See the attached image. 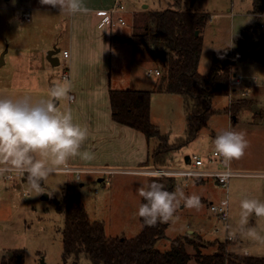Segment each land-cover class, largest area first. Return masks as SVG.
Listing matches in <instances>:
<instances>
[{"label": "rangeland", "instance_id": "374dc122", "mask_svg": "<svg viewBox=\"0 0 264 264\" xmlns=\"http://www.w3.org/2000/svg\"><path fill=\"white\" fill-rule=\"evenodd\" d=\"M118 1L124 9L114 13L112 17V35L115 38L111 43V50L109 44L106 43L105 48L100 44L95 62L85 66L80 63L71 65L69 80L72 89L69 93L74 95V101L69 103L68 99L56 100L58 108L65 105L71 108L75 123L79 117L82 122L77 124L81 126H85L86 120L88 121L86 126L89 136L83 149L91 150L102 158H125L128 155L126 148H123L126 144L118 139L119 144H107L106 138L98 144L100 136L96 134V123L90 117L102 114L104 108H108L107 89L151 91V123L171 144L176 143L174 146L179 145L176 139H184L187 128L182 97L155 91L162 74L155 52L126 41L137 32L136 27L141 24L147 12L167 9L173 6L174 0ZM44 6L46 8L38 6L36 0H17V4L11 7L5 0H0V56L3 55L4 62L0 65V96L16 99L30 95L34 100L48 98L50 88L63 82L61 74L64 64H70V59H60L58 66L48 67L47 70H44V66L47 61L46 48L52 42V47L60 50L59 58L63 49H69V18L56 8ZM21 7L31 9L29 23L21 22V11H18ZM179 8L184 9L183 11L193 10L207 17L200 32L203 42L198 64L200 75L207 76L210 73L215 53L225 49L230 52L239 49L234 39L241 38L243 54H250L246 59L238 57L234 61H231L234 57H230V64H234L231 68V82L240 77L242 84L238 87L231 84L234 91L213 98V113L206 128L193 141L173 151L168 163L162 167L184 170L189 167L184 162V156L211 152L214 149L211 141L218 132H246L249 147L245 155L239 160L231 161V169L242 175L232 177L227 185L228 200L230 198L227 223L235 225L239 218V200L242 196L264 200V27H261L264 24V12L252 14L251 0H181ZM119 17L125 20V25L117 23ZM33 69L36 72L32 73ZM155 69L160 71L159 76L148 74ZM81 75L84 77L78 79ZM229 100L230 103L244 100L246 106L232 115L229 112ZM145 142L141 150L144 149L149 161L135 168L120 169L153 170L150 154L156 142ZM99 178L103 180L99 181ZM156 178L158 179L157 176L148 174L117 172L104 175L83 173L81 179L76 180L74 174L56 172L42 182L43 192L39 194L28 188L23 176L17 175L13 180L0 179V260L7 261L9 253L22 249L24 264H40V258L46 264H63L61 255L64 220L55 211L54 200L61 199L66 192L79 195L90 221L100 222L106 235L134 237L141 228L136 215L142 199L138 189ZM182 179H175V191L179 186L186 195L195 193L200 196L203 208L197 211L181 204L176 212L179 220L167 223L165 239L156 244L157 248L162 249L165 245L167 249L173 238L189 235L194 239L199 237L196 242L203 254L215 253L220 243L223 244L222 251L228 259L231 254L238 255L237 252H242V247L251 250L255 257H264V246L255 242L239 239L236 241L239 243L236 251L235 241L225 240L223 224L210 210V201L217 203L225 198V189L216 185L220 191L208 196L207 191L211 188L209 182L204 187L201 185L195 188L192 184L187 188ZM206 180L214 182L212 179ZM44 194L48 196L46 199L43 198ZM249 224L264 228V218L253 215ZM216 229H219L218 232L214 231ZM188 252L191 256L195 254L192 247H188ZM72 262L71 258L67 264ZM190 263L196 264L194 260H190ZM78 264L89 263L81 258Z\"/></svg>", "mask_w": 264, "mask_h": 264}, {"label": "trees", "instance_id": "16d2710c", "mask_svg": "<svg viewBox=\"0 0 264 264\" xmlns=\"http://www.w3.org/2000/svg\"><path fill=\"white\" fill-rule=\"evenodd\" d=\"M181 0H174L173 6L162 11H149L143 16L137 32L130 37V44L155 52L162 74L156 84L158 93L178 94L182 97L186 113V135L170 143L150 120L151 91L109 89L111 118L141 132L146 140L155 141L150 158L154 168L168 163L173 151L193 141L206 128L212 100L218 95H227L231 83L230 57H241L244 52L241 38L234 39L239 49H225L213 55L211 71L207 76L198 73L202 51L201 28L206 16L197 12L181 11ZM252 14L264 12V0H251ZM198 31V35L195 32ZM242 48H241V47ZM231 53V54H230ZM232 63V62H231ZM244 100L231 102L229 112L233 115L245 108ZM149 158L147 159V162ZM26 180V177H23ZM174 177H158L155 180L165 185L168 191H175ZM55 211L63 216L61 261L78 264L81 258L89 264H264V257L231 254L229 259L223 253V244L213 254H203L196 238L178 236L170 241L167 250H160L156 244L165 239L167 223L148 227L139 217L140 231L134 237L108 236L100 222L90 221L84 204L78 194L66 192L61 199L54 200ZM143 198L141 199V203ZM188 247L195 250L193 256ZM7 261L0 264H24V250L12 252ZM9 256V255H8Z\"/></svg>", "mask_w": 264, "mask_h": 264}, {"label": "clouds", "instance_id": "9594fccd", "mask_svg": "<svg viewBox=\"0 0 264 264\" xmlns=\"http://www.w3.org/2000/svg\"><path fill=\"white\" fill-rule=\"evenodd\" d=\"M40 3L58 8L64 14L89 12L83 0H40ZM71 87V81L64 80L50 88L48 98L36 100L30 95L16 99L0 96V179H11L12 174L26 177L28 188L39 194L43 192L41 181L66 166L69 158L79 157L85 161L95 158L91 150L83 149L89 136L88 127L74 122L70 107L58 108L54 103V100L66 101ZM246 136L243 130L218 132L211 141L215 154L226 165L241 159L249 147ZM138 194L143 202L136 215L148 227L177 222L176 212L181 204L197 211L203 208L200 196L195 193L186 195L179 186L176 191H168L164 184L156 181L141 186ZM229 202L230 198L222 201L221 210ZM253 215L264 218V200L242 196L237 223L224 225L225 238L264 246V228L249 224Z\"/></svg>", "mask_w": 264, "mask_h": 264}, {"label": "crops", "instance_id": "0c3cea01", "mask_svg": "<svg viewBox=\"0 0 264 264\" xmlns=\"http://www.w3.org/2000/svg\"><path fill=\"white\" fill-rule=\"evenodd\" d=\"M5 1L7 2V4H10L11 7L12 5L15 6L17 4V0H5ZM116 1L117 0H83L84 5L89 9V12L87 14H80V13H77L75 15L67 14L69 18V31H68L69 49H63V51L64 50L69 51V59H70L69 67H71V65L73 66L78 63L82 64L81 66H85L86 64L95 62L98 54V46L100 44H103L104 48L106 43L109 44V48L111 50V43L115 38V36L113 37L112 35V27H113L112 17L114 13L113 14L110 13V9L114 6ZM39 3L40 0L38 1L36 0V4L38 6H40L41 8H46L43 4L41 3L39 4ZM50 9H54V8L50 7ZM56 10L60 12L58 8H56ZM180 10L183 11L184 9H180ZM18 11H20L19 8ZM189 11L195 12L193 10H189ZM93 35H95V37H93ZM52 45H54L53 42L46 49L48 51L51 50L53 48ZM110 53H112V51ZM32 57L34 58V56ZM60 59L61 60L63 59L62 55L61 58H59V63H60ZM33 61L36 60L33 59ZM3 64L4 62H2L1 65ZM48 67H51V65L48 61H45L44 70H47ZM80 70L83 71V69L81 68ZM34 72L36 71L33 69L32 73ZM83 77L84 76L81 75L79 76L78 79H82ZM70 78H71V74H70ZM114 90H122V89H114ZM134 90H138V89H134ZM107 92H108V101H109V89H107ZM85 118L87 117L85 116ZM90 118L93 119V121H95L96 124L94 127L97 129L96 134L100 136L99 137L100 140L98 141V144H101L102 142L101 140L104 141L105 138L107 139V144L115 143V142L118 143V141L123 142L126 144V146L123 148H126V150L128 151V155L125 158H122L121 156L117 158H109V157L102 158L94 154L95 158L91 161H85L79 157H71L69 158V162L74 167L87 170L85 173L104 175L101 172V170L108 169V170H113L114 171L113 173H117V172L125 173L122 172V170H135V169H120V168H131V167L135 168L137 165H141L144 162L147 163L148 157L146 155V152L144 153V149L141 150L142 144L146 143L145 136L141 132L135 129L114 122L111 118L110 103L108 108L107 107L104 108V112H102V114L98 113L97 115L95 116L93 115ZM79 121L82 122L81 117L78 118L76 123ZM86 125H88L87 120H86ZM91 134L92 135L94 134V130H92ZM92 144L93 142H91V145ZM101 179L103 180V178ZM206 181L202 179H186V180L182 179V182H186L187 188L191 187L192 184L195 185V188L201 185L204 187V185H206V183L209 182L208 184L211 185V188L210 190L207 191L208 193L205 191L208 194V196H212L216 191H220L219 188L217 187L218 185L214 183L215 181L213 183L210 181L207 182ZM16 187H18V185H16ZM210 202L214 203L212 201ZM238 244L236 243V251ZM165 248L166 246L163 245L162 249L161 248L159 249L164 251L167 250L169 247L167 249ZM244 249H246L247 251H244ZM237 254L241 256H253L251 250L247 249L246 247H242V252L240 253L237 252Z\"/></svg>", "mask_w": 264, "mask_h": 264}, {"label": "built area", "instance_id": "2783aa9c", "mask_svg": "<svg viewBox=\"0 0 264 264\" xmlns=\"http://www.w3.org/2000/svg\"><path fill=\"white\" fill-rule=\"evenodd\" d=\"M21 11L20 20L21 22L28 23L31 21V9L28 7H21L19 8ZM124 9V7L119 3L117 0L114 4V6L110 9V13H117ZM117 23L120 25H125L126 22L122 17H119L117 19ZM261 27H264V24L261 25ZM62 58L64 60L69 59V51L64 50L61 52ZM148 74H153L155 76L160 75L159 70H153L149 71ZM61 79L69 80L70 79V67L69 64H64L63 72L61 74ZM233 85V87H238L242 84L240 77L235 78L233 82L230 83V85ZM249 88V87H248ZM235 89H229V91H234ZM74 95L69 93L68 95V102L72 103L74 101ZM230 104V100H229ZM190 163L188 164V168L184 170H173L168 168H153V170H122V172L125 173H138V174H148L153 175L157 177H174V178H183V179H212L217 183L218 186L225 189V198H221L217 203H211L210 204V210L211 212L217 217V220L223 224V230L224 225L228 224L229 219V205L221 210V202L224 200H228V182L232 177L240 176L239 172H236L231 169V163L226 165L224 160L221 157H218L215 154V150L213 149L211 152L207 151L203 154H193L189 155ZM87 170H84L82 168L74 167L70 165L69 161L66 166L62 167L57 172L61 173H67V174H74L76 180L81 179V175L85 173ZM103 174H112L113 170H101ZM18 174H12V178L10 180H13ZM226 177V179H224ZM7 179V178H6ZM219 229L214 230L215 232H218ZM225 240H227L225 238ZM229 241V240H228Z\"/></svg>", "mask_w": 264, "mask_h": 264}, {"label": "water", "instance_id": "95a60500", "mask_svg": "<svg viewBox=\"0 0 264 264\" xmlns=\"http://www.w3.org/2000/svg\"><path fill=\"white\" fill-rule=\"evenodd\" d=\"M195 35L197 36L198 35V31L195 32ZM126 41H130V39L128 38ZM59 49L58 48H52L51 50H49L46 54V59L47 61L50 63L51 66L55 67V66H58L59 65V58H58V54H59ZM250 54L248 53H244L241 55V58L242 59H246ZM2 57L3 55L1 54L0 56V65L2 64ZM54 103L55 105L57 106V101L54 100ZM255 108V106H253V109ZM189 155H185L184 156V162L186 165H188L190 163V160H189ZM102 179L100 178L99 181H101ZM43 181H41V184H42ZM48 196L46 194H44L43 198H47ZM10 257L12 256V253H9ZM40 264H46L44 262V259L43 258H40Z\"/></svg>", "mask_w": 264, "mask_h": 264}, {"label": "bare ground", "instance_id": "6f19581e", "mask_svg": "<svg viewBox=\"0 0 264 264\" xmlns=\"http://www.w3.org/2000/svg\"><path fill=\"white\" fill-rule=\"evenodd\" d=\"M186 180V179H185ZM217 184V183H216Z\"/></svg>", "mask_w": 264, "mask_h": 264}]
</instances>
